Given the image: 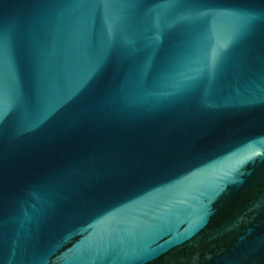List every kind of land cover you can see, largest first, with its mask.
<instances>
[{
	"label": "water",
	"instance_id": "water-1",
	"mask_svg": "<svg viewBox=\"0 0 264 264\" xmlns=\"http://www.w3.org/2000/svg\"><path fill=\"white\" fill-rule=\"evenodd\" d=\"M0 264H264V0H0Z\"/></svg>",
	"mask_w": 264,
	"mask_h": 264
},
{
	"label": "snow or ice",
	"instance_id": "snow-or-ice-1",
	"mask_svg": "<svg viewBox=\"0 0 264 264\" xmlns=\"http://www.w3.org/2000/svg\"><path fill=\"white\" fill-rule=\"evenodd\" d=\"M241 22H242V23H247V22H248V21H247V18H244Z\"/></svg>",
	"mask_w": 264,
	"mask_h": 264
}]
</instances>
